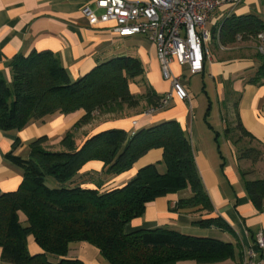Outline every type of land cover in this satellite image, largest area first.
Returning <instances> with one entry per match:
<instances>
[{"label": "trees", "instance_id": "obj_1", "mask_svg": "<svg viewBox=\"0 0 264 264\" xmlns=\"http://www.w3.org/2000/svg\"><path fill=\"white\" fill-rule=\"evenodd\" d=\"M264 29V21L254 14L226 16L213 38L222 45L252 39ZM256 74L249 80L264 82V55ZM12 78L0 77V130H20L29 121L60 112L81 115L56 143L46 136L32 141L29 157L15 154L19 141L12 143L5 157L20 166L23 178L15 191L0 193L1 259L9 264H85L66 258L69 244L85 241L96 247L110 264H175L180 261L215 263L234 256L230 242L209 236H193L162 227L126 232L125 225L141 216L146 204L157 197L189 189L190 197L178 200L172 211L198 208L210 218L192 222L217 225L232 232L214 212L194 158L192 146L177 121L169 120L129 135L122 129H108L76 140V131L97 118L117 119L131 110L158 104L162 95L149 87L140 95L130 84L143 81L144 67L133 56H121L92 68L71 80L51 51L32 50L11 62ZM145 101V106H140ZM240 136L254 137L240 121ZM230 133L229 128L226 129ZM86 135V134H85ZM234 138V137H233ZM234 138V143L240 142ZM152 148H161L166 171L155 163L140 168L123 186L100 193L76 183L80 169L90 160H99L106 171L120 174ZM240 159L264 161V150L246 147ZM242 171L245 189L258 211L264 210V179L250 180ZM52 177L56 187L47 184ZM23 216V218L21 217ZM26 223V225H23ZM32 235L42 252L30 254L27 236ZM54 256V258H51Z\"/></svg>", "mask_w": 264, "mask_h": 264}, {"label": "crops", "instance_id": "obj_2", "mask_svg": "<svg viewBox=\"0 0 264 264\" xmlns=\"http://www.w3.org/2000/svg\"><path fill=\"white\" fill-rule=\"evenodd\" d=\"M94 2L0 0V77L10 82L13 58L26 56L32 50L54 53L71 80L111 59L133 56L140 60L145 72L143 81L130 84L131 92L140 95L147 87L158 95L167 92L170 83L162 77L155 45L141 35L120 38L112 32V25L91 21L84 16L82 8L86 5L93 7ZM230 14H254L264 21V0H242L235 6L225 5L211 13L207 28L213 31ZM211 45V58L204 61L200 73L192 74L186 67L172 62V69L182 75L191 101L172 99L165 109L156 112L150 113L145 107L131 110L128 116L117 119L100 117L78 129L75 135L76 140L81 142L113 128L132 135L164 121L174 120L180 124L192 146L202 184L214 207V212L206 216H219L233 231H226L217 225L204 227L193 223L194 219L210 218L199 217L205 215L198 208L172 211L170 207L178 200L192 195L189 189L168 193L148 202L144 213L125 225V231L162 227L193 236H209L230 242L235 253L232 258L215 263L180 261L175 264H244L245 252L254 247L255 234L264 230V210L258 211L252 204L241 175L245 171L247 179H264V161L239 158L242 148L264 150V82L249 80L256 74L262 60L257 57L256 43L252 39L237 40L229 45H222L220 40L217 42L214 39ZM195 76L203 80L201 92L206 98L204 105L197 100L189 83V79ZM213 93L218 102H226L225 107L221 108L219 104L213 107L210 96ZM145 104L141 101L140 106ZM214 114L221 119L218 127L214 126ZM80 115L79 112H55L29 121L20 130H0V193L15 191L23 178V169L5 157L15 140L20 143L15 154L26 159L32 141L46 136L50 143H56ZM238 121L254 137L249 140L242 136V140L247 139L244 145L241 140L237 144L233 141L241 137L236 126ZM227 128L230 133L226 132ZM162 154L161 148H152L128 171L120 174L108 173L103 162L90 160L80 169L76 183L103 193L123 186L140 168L149 164L155 163L158 172L164 173L166 167ZM46 180L49 186H57L52 177ZM27 247L30 254L42 252L32 235L27 236ZM66 258L79 259L85 264H110L96 247L85 241L70 243ZM0 264H9L1 259V248Z\"/></svg>", "mask_w": 264, "mask_h": 264}, {"label": "built area", "instance_id": "obj_3", "mask_svg": "<svg viewBox=\"0 0 264 264\" xmlns=\"http://www.w3.org/2000/svg\"><path fill=\"white\" fill-rule=\"evenodd\" d=\"M241 1L95 0L94 6H84L82 13L93 22L112 25V32L120 38L141 35L155 45L162 77L169 81L170 88L158 104L148 108L152 113L165 109L172 99L191 101L182 75L172 69V62L176 61L192 74L202 72L204 61L211 58L209 46L214 40L207 28L211 13ZM255 40L257 52L264 55V29ZM253 244L245 252L244 264H264V230L255 234Z\"/></svg>", "mask_w": 264, "mask_h": 264}, {"label": "rangeland", "instance_id": "obj_4", "mask_svg": "<svg viewBox=\"0 0 264 264\" xmlns=\"http://www.w3.org/2000/svg\"><path fill=\"white\" fill-rule=\"evenodd\" d=\"M210 47V50L212 49V45H210L209 46ZM257 57L258 58H261L259 55H257ZM189 83H190V85H191V89H192V92L194 93V94H196V96H197V100L198 101H200L201 102V104H203L204 105V103H205V101H206V98L204 97V95H203V93L201 92V87H202V85H203V80L200 78V77H197V76H195V77H192V78H190L189 79ZM211 96V99H212V102H213V107L214 108H216L217 107V105L219 104L220 105V107L222 108L223 106L225 107V104H226V102H222V101H220V102H218V100H217V98H216V95L213 93L212 95H210ZM206 104V103H205ZM215 111V110H214ZM219 114V113H218ZM223 115L225 116V114L223 113ZM212 118H213V120H214V126L215 127H218V123L220 122V117H216V114H214V116H212ZM87 125H90V124H87ZM87 125H85V126H87ZM86 131V130H85ZM86 133V132H85ZM240 139H241V144H246L245 142H247V139L245 140V139H243L242 140V137H240ZM253 145H255L254 143H253ZM256 146V145H255ZM23 218V217H22Z\"/></svg>", "mask_w": 264, "mask_h": 264}]
</instances>
